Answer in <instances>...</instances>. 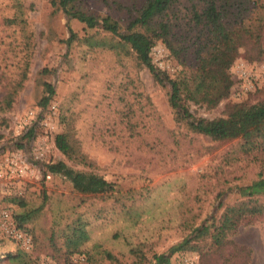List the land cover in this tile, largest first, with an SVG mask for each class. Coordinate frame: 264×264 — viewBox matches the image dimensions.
Returning a JSON list of instances; mask_svg holds the SVG:
<instances>
[{
	"label": "rangeland",
	"instance_id": "1",
	"mask_svg": "<svg viewBox=\"0 0 264 264\" xmlns=\"http://www.w3.org/2000/svg\"><path fill=\"white\" fill-rule=\"evenodd\" d=\"M187 1L176 5L184 23ZM247 2L251 18L264 12V0ZM82 6L121 25L127 21L125 11L99 0ZM248 15L233 25H247ZM180 29L176 54L162 41L150 53L172 79L195 63L191 48L176 50L189 45L187 27ZM95 33L67 22L50 0H0V215L8 214L0 221V264H154L155 255L205 224L208 234L169 264H264V212L228 231L219 246L213 240L226 207L249 201L237 188L264 178V148L246 152L243 139L218 141L187 129L168 104L169 87L130 52L94 47ZM256 55L243 46L230 69L228 98L214 108L188 103L192 115L211 120L225 117L230 104L264 101V56L252 60ZM46 84L54 94L42 106ZM59 134L72 158L56 148ZM58 162L62 172L46 170ZM64 173L84 181L102 177L114 190L79 194ZM21 214L30 215L23 224L16 218ZM79 223L86 237L72 245Z\"/></svg>",
	"mask_w": 264,
	"mask_h": 264
},
{
	"label": "trees",
	"instance_id": "2",
	"mask_svg": "<svg viewBox=\"0 0 264 264\" xmlns=\"http://www.w3.org/2000/svg\"><path fill=\"white\" fill-rule=\"evenodd\" d=\"M108 6H114L119 11L127 13V21L121 25L111 16H97L86 11L82 0H50L51 6L61 11L67 22L76 20L86 29L95 30L92 36L93 46L100 49L129 52L134 56L138 66L147 69L154 80L169 87L168 104L178 122L184 124L190 131L208 136L213 140L230 141L243 139L246 152L264 148V101L253 105L230 104L226 116L215 119L196 118L189 110V104L216 107L228 98L233 81L230 69L240 55V50L250 44L257 51L252 60H260L264 56V12L251 18L254 9L247 0H188L190 13L186 23L181 18V11L176 6L180 0H99ZM249 13V23L235 27L233 22L238 17ZM181 26H186L183 35L189 45L176 49L183 51L191 48L195 57L192 66L184 67L173 79L154 66L151 60V50L158 41H162L175 54L174 41L180 39ZM185 28V27H184ZM178 30V31H177ZM98 32L104 36L97 37ZM180 32V35L178 33ZM71 33V37H73ZM28 61H24L21 82L27 77ZM21 82L18 86H21ZM47 96L41 99L46 106L54 94L51 85L46 84ZM13 95H8L6 106L9 107ZM27 136H33L30 129ZM56 148L68 158H72V149L67 137L59 134L55 137ZM65 165L62 162L47 165L50 173L62 172ZM71 181L73 189L83 195H103L114 190L112 183L102 177H91L84 181L71 173H64ZM236 192L240 197H248V202L241 201L228 205L222 214L221 223L214 230L215 246H219L228 231L236 229L242 222L262 215L264 206L259 199L264 198V178H259L249 185L238 187ZM23 205V203H21ZM29 214H21L16 218L20 224L29 219ZM80 224V223H79ZM84 225L75 228L77 245L86 237ZM209 226L202 225L192 237L183 239L170 247L166 253L154 256V264H169L171 256L179 251L193 248V241L208 234ZM107 257L111 258L109 254Z\"/></svg>",
	"mask_w": 264,
	"mask_h": 264
},
{
	"label": "built area",
	"instance_id": "3",
	"mask_svg": "<svg viewBox=\"0 0 264 264\" xmlns=\"http://www.w3.org/2000/svg\"><path fill=\"white\" fill-rule=\"evenodd\" d=\"M1 213H2V214L0 215V221H2V220H4V219L8 218V214H7V213H5L4 211L1 212Z\"/></svg>",
	"mask_w": 264,
	"mask_h": 264
}]
</instances>
